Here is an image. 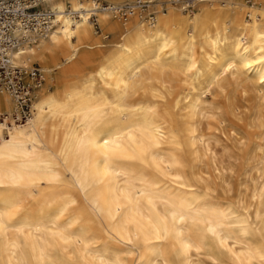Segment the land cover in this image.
<instances>
[{
    "label": "bare ground",
    "instance_id": "6f19581e",
    "mask_svg": "<svg viewBox=\"0 0 264 264\" xmlns=\"http://www.w3.org/2000/svg\"><path fill=\"white\" fill-rule=\"evenodd\" d=\"M129 1L42 0L50 28L11 54L44 81L22 123L0 89V264H263L264 180L250 203L219 199L197 161L216 93L264 90V0H144L119 19ZM253 218L262 248L238 226Z\"/></svg>",
    "mask_w": 264,
    "mask_h": 264
},
{
    "label": "rangeland",
    "instance_id": "374dc122",
    "mask_svg": "<svg viewBox=\"0 0 264 264\" xmlns=\"http://www.w3.org/2000/svg\"><path fill=\"white\" fill-rule=\"evenodd\" d=\"M215 2L219 4V0ZM92 23L100 33L94 18ZM111 39L109 35L104 40ZM109 47L105 44L101 49ZM231 82L211 100L212 111L209 110L200 118L199 130L204 137V143L199 148L201 155L197 162L202 171L200 175L203 183L210 187L215 197L250 203L251 190L264 180V90L259 92L260 87L253 80H246L244 76ZM231 108L233 111H230ZM261 224L260 219L254 218L249 223L238 224L239 227H244L245 237L260 248L263 247L261 232L258 229ZM203 260L210 264L208 260Z\"/></svg>",
    "mask_w": 264,
    "mask_h": 264
},
{
    "label": "built area",
    "instance_id": "2783aa9c",
    "mask_svg": "<svg viewBox=\"0 0 264 264\" xmlns=\"http://www.w3.org/2000/svg\"><path fill=\"white\" fill-rule=\"evenodd\" d=\"M146 5L144 0H132L112 8L116 16L123 19L133 8H145ZM99 8L106 9L107 5L100 2ZM52 15L42 0H0V89L13 100L10 119L14 123L24 122L29 115L32 89L41 84L44 77L34 63L28 67L14 65L11 54L29 34L44 35L51 26Z\"/></svg>",
    "mask_w": 264,
    "mask_h": 264
}]
</instances>
